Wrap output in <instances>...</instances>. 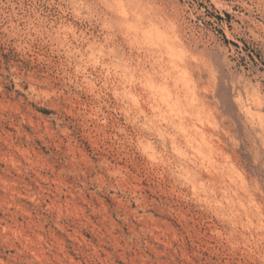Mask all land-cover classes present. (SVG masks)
<instances>
[{"label":"rangeland","instance_id":"rangeland-1","mask_svg":"<svg viewBox=\"0 0 264 264\" xmlns=\"http://www.w3.org/2000/svg\"><path fill=\"white\" fill-rule=\"evenodd\" d=\"M0 264H264V0H0Z\"/></svg>","mask_w":264,"mask_h":264},{"label":"bare ground","instance_id":"bare-ground-1","mask_svg":"<svg viewBox=\"0 0 264 264\" xmlns=\"http://www.w3.org/2000/svg\"><path fill=\"white\" fill-rule=\"evenodd\" d=\"M155 28H156V27H155ZM164 31H165V30H164ZM162 33H163V32H162ZM162 33H161V34H162ZM161 34H160V36H162ZM77 35H78V34H77ZM163 38H164V37H163ZM161 39H162V38H161ZM179 74H180V73H179ZM181 74H182V73H181ZM192 97H193V96H192Z\"/></svg>","mask_w":264,"mask_h":264}]
</instances>
